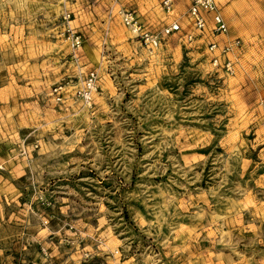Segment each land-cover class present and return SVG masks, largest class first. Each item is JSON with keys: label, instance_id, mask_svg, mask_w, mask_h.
Returning a JSON list of instances; mask_svg holds the SVG:
<instances>
[{"label": "rangeland", "instance_id": "374dc122", "mask_svg": "<svg viewBox=\"0 0 264 264\" xmlns=\"http://www.w3.org/2000/svg\"><path fill=\"white\" fill-rule=\"evenodd\" d=\"M161 1L0 0V264H264V0H215L231 77Z\"/></svg>", "mask_w": 264, "mask_h": 264}, {"label": "built area", "instance_id": "2783aa9c", "mask_svg": "<svg viewBox=\"0 0 264 264\" xmlns=\"http://www.w3.org/2000/svg\"><path fill=\"white\" fill-rule=\"evenodd\" d=\"M177 0H162L161 9L168 17H174L163 28L161 34L168 36L184 33L185 42L193 48H205L211 66L227 76L235 74L237 63L236 53L241 48L240 38L228 39L229 26L224 20L221 8L215 0H188V7L183 15L184 23H180L175 16ZM112 14V13H111ZM116 17L122 25L138 38L145 48L155 51L160 47V39L139 22L137 14L132 10L117 9L111 18ZM67 14L65 20H69ZM185 26V27H184ZM69 34L71 47L77 50L81 46V39L70 27ZM98 91V75L95 71H88L84 76L78 96L86 106H91L94 95ZM264 104V100L261 102ZM264 126V120L262 121Z\"/></svg>", "mask_w": 264, "mask_h": 264}, {"label": "crops", "instance_id": "0c3cea01", "mask_svg": "<svg viewBox=\"0 0 264 264\" xmlns=\"http://www.w3.org/2000/svg\"><path fill=\"white\" fill-rule=\"evenodd\" d=\"M230 10H231V9H229L228 7H226L225 9H223V11L221 10V13H222V15H223V18H224V20L227 22V24H228V26H229V30H230V23H229L227 17H228V15H229ZM228 36H229L228 39H229V38H230V39L239 38L238 36H234V35H233V36L228 35Z\"/></svg>", "mask_w": 264, "mask_h": 264}]
</instances>
